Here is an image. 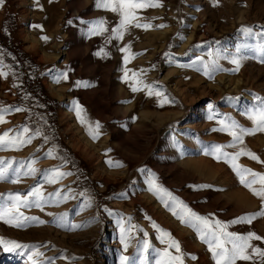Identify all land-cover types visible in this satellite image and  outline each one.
Here are the masks:
<instances>
[{
  "label": "rangeland",
  "instance_id": "1",
  "mask_svg": "<svg viewBox=\"0 0 264 264\" xmlns=\"http://www.w3.org/2000/svg\"><path fill=\"white\" fill-rule=\"evenodd\" d=\"M158 3L136 12L138 22L151 27L129 26L122 39L110 42L119 16L97 7V0L0 3V70L6 73L0 75V106L22 109L5 114L0 135L13 137L24 127L25 137L40 133L18 150L0 147V160L13 168L24 165L19 182L0 181V193L26 195L35 186L43 198L57 191L68 196L58 204L57 197L41 199L42 208H19L43 224L19 228L0 220V237L37 246L14 251L0 246V264H121L122 255L155 264L167 244L153 223L180 242L184 264H215L198 233L173 214H184L177 200L210 222L225 223L264 205L228 163L202 150L232 141L214 131L225 114L253 126L244 112L264 98V62L254 51L264 41L256 35L264 32V0ZM101 18L109 33L90 35V22ZM244 27L253 34L242 32ZM237 48L246 58L231 71ZM214 59L230 71L205 74V64ZM137 81L153 86V94ZM240 147L264 161V132L246 135L227 151ZM50 151L54 158L47 157ZM237 163L264 173V164L248 156ZM29 164L37 171L23 175ZM52 169L71 174L50 183L44 173ZM62 214L64 227L57 222ZM228 231L264 236V217L232 224ZM252 243L264 248V242ZM237 264L262 262L256 256Z\"/></svg>",
  "mask_w": 264,
  "mask_h": 264
},
{
  "label": "snow or ice",
  "instance_id": "2",
  "mask_svg": "<svg viewBox=\"0 0 264 264\" xmlns=\"http://www.w3.org/2000/svg\"><path fill=\"white\" fill-rule=\"evenodd\" d=\"M3 0H0L2 3ZM160 6L157 2H153V0H97V7L103 8L105 10L116 13L119 16L118 23L111 28L109 33V29L107 27L108 22L101 18L95 21L90 22V35H104L105 33H109L106 42H110L112 39H122L124 33L127 31L129 26L134 27H142L144 29H148L151 27L149 24H140L138 22V18L136 12L138 9H144L148 7H157ZM71 23V22H69ZM165 25H159V27H164ZM39 27V26H36ZM242 32L246 34H253V30L251 28H242ZM257 36H264V32L257 33ZM42 39L47 40V37H42ZM130 49V45L126 46L125 49H121V51H126ZM254 51L261 57V62H264V41L260 42L257 45V48ZM99 54V53H98ZM105 55H109V53L105 52ZM139 55V54H135ZM246 58L239 48H237L236 54L232 56L230 62L236 65V68L231 71H238L241 66V61ZM125 63L128 62L129 57L125 56ZM0 65H2V61H0ZM205 74L210 75L209 69L211 71H230L229 69H223L219 66L217 61L214 59L209 64H205ZM0 75H6L2 70H0ZM135 75V73L133 74ZM66 78V75L65 77ZM125 78L127 79V72L125 73ZM79 83V82H78ZM137 85H143L149 89V94L152 93L153 86L143 84V81H137ZM140 88L138 86H133L132 91H138ZM155 94L157 96H161L162 93L160 91H156ZM258 103L254 104L252 107L245 110L244 115L247 119L252 121L253 126L251 128L244 127L238 121L227 116L225 114V119L220 120L219 123L221 127L219 129H214V131L226 132L228 135L232 137V141L228 144H211L206 145L202 149L205 155H212L217 160H223L225 163H228L230 167H232L233 171L236 173L239 178V182L250 191H252L253 195L259 197L262 201H264V173H259L254 171L253 169L246 168L237 163L240 156H248L250 159L255 160L258 163L264 164V161L260 159V157L253 153L251 150L240 147L238 151L228 152L229 148H237L238 145L243 144L244 137L246 135H254L257 131L264 132V98L257 97ZM167 102L162 101L163 103ZM209 108H212V105H209ZM20 108L13 109L11 106L3 107L0 106V123H5V114L11 113L12 111H21ZM209 119H212L209 116ZM96 129H99L101 125L99 122L95 124ZM29 132L27 127H24L20 132L17 133L16 136L9 137L8 132H4L3 135H0V147H4L6 145L13 146L17 150L22 144L30 143L32 139L36 136L40 135L39 130H37L33 135L25 137L23 134ZM93 138H96L95 136ZM45 139H47L45 137ZM47 157L54 158L52 156L51 151L47 154ZM35 163V161H33ZM24 165L21 164L17 168H13L12 163H5L3 160H0V181L10 180L12 183L19 182L21 176V168ZM37 170L32 167L31 164L27 166V171L23 173V175H29L35 173ZM71 173H63L59 172L58 169H52L49 171H45L44 175L48 177V182L55 183L61 177L70 175ZM153 184L154 189L157 194L161 189L155 187V181H150ZM259 184L260 187H254V185ZM163 191H167L164 189ZM169 195H171L169 193ZM33 197V199H29ZM52 197H57L56 203L58 204L61 200L66 201L68 196L65 195L63 197L60 196V192L49 194L48 198H43L40 196V188L33 187L29 190V192L24 195L20 192L15 193H0V220H4L6 223H12L15 221L13 226L23 228L28 227L33 223L43 224L45 221L40 220L38 217L33 216H25L22 212L19 211L20 207H41V199L46 203L48 199ZM176 199V198H173ZM89 200V205H90ZM180 206L184 210V214L173 211L174 215H177L182 222L186 223L189 227H192L199 235L201 241L207 245L208 251L212 254V258L215 261V264H237V261H251L254 260L256 256L261 259L262 264H264V248H260L252 243V241H261L264 242V236L258 235L255 231H249L246 234H240L236 232L228 231V228L232 224L236 223H248L251 224L253 220L264 217V205H262L261 209L255 213L245 214L244 216L235 218L232 221L227 223L222 221L210 222L208 217L201 216L195 212H193L186 205H183V202L177 200ZM168 206V205H166ZM67 214H62L58 218V226L64 227L65 225L61 223L63 221L64 216ZM153 226L157 228V231L161 234L158 236V239L161 240L162 243H166L167 247L162 251L157 253L159 257L155 264H184V256L185 253L181 250L180 242L171 236V233L166 230L160 228L158 225L153 223ZM73 229L76 227H80L79 225H72ZM167 237V239H165ZM11 245L12 247H9ZM0 246H3L7 251L14 250H26V249H35L37 246L35 245H26L21 244L15 240H7L3 237H0ZM125 249H127L128 244H124ZM150 245L145 242L143 245L142 251L147 253L149 251ZM170 250H174L170 251ZM38 255H42V253H38ZM31 259V256L29 257ZM192 259H196L193 255ZM121 264H137V260L122 255L120 257ZM35 264V262H34ZM139 264H145L143 258H139Z\"/></svg>",
  "mask_w": 264,
  "mask_h": 264
}]
</instances>
